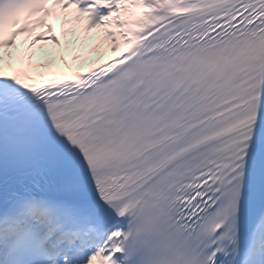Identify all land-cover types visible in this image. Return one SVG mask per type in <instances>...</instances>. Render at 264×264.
<instances>
[{
	"label": "snow or ice",
	"instance_id": "obj_1",
	"mask_svg": "<svg viewBox=\"0 0 264 264\" xmlns=\"http://www.w3.org/2000/svg\"><path fill=\"white\" fill-rule=\"evenodd\" d=\"M81 2L0 0V264H264V0Z\"/></svg>",
	"mask_w": 264,
	"mask_h": 264
}]
</instances>
